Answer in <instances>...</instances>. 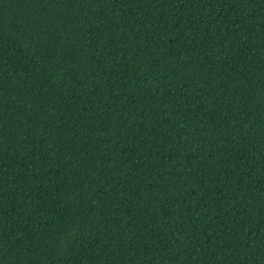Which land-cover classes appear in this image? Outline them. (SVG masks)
<instances>
[{
    "label": "trees",
    "instance_id": "obj_1",
    "mask_svg": "<svg viewBox=\"0 0 264 264\" xmlns=\"http://www.w3.org/2000/svg\"><path fill=\"white\" fill-rule=\"evenodd\" d=\"M0 264H264V0H0Z\"/></svg>",
    "mask_w": 264,
    "mask_h": 264
}]
</instances>
